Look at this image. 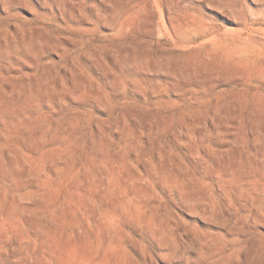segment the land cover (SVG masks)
Returning a JSON list of instances; mask_svg holds the SVG:
<instances>
[{"label": "rangeland", "instance_id": "374dc122", "mask_svg": "<svg viewBox=\"0 0 264 264\" xmlns=\"http://www.w3.org/2000/svg\"><path fill=\"white\" fill-rule=\"evenodd\" d=\"M0 264H264V0H0Z\"/></svg>", "mask_w": 264, "mask_h": 264}]
</instances>
